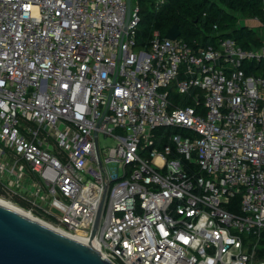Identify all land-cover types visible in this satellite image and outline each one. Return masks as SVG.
I'll use <instances>...</instances> for the list:
<instances>
[{"label":"built area","instance_id":"2783aa9c","mask_svg":"<svg viewBox=\"0 0 264 264\" xmlns=\"http://www.w3.org/2000/svg\"><path fill=\"white\" fill-rule=\"evenodd\" d=\"M138 22L0 0V199L115 264H264V39L141 46Z\"/></svg>","mask_w":264,"mask_h":264},{"label":"trees","instance_id":"16d2710c","mask_svg":"<svg viewBox=\"0 0 264 264\" xmlns=\"http://www.w3.org/2000/svg\"><path fill=\"white\" fill-rule=\"evenodd\" d=\"M137 2L139 22L136 44L141 46L148 45L155 31L160 36H165L173 25H177L180 38L192 47L216 44L222 38H232L245 49L256 48L262 43V38L256 31L243 25L241 19L255 18L264 23L263 0H160L158 3L156 0H137ZM172 130L170 127H163L156 129L155 133L169 135ZM40 217L48 220V217Z\"/></svg>","mask_w":264,"mask_h":264},{"label":"water","instance_id":"95a60500","mask_svg":"<svg viewBox=\"0 0 264 264\" xmlns=\"http://www.w3.org/2000/svg\"><path fill=\"white\" fill-rule=\"evenodd\" d=\"M130 0H127L129 13ZM165 38L180 37L177 25ZM100 205L91 231L95 236ZM0 264H115L88 244L72 239L0 203Z\"/></svg>","mask_w":264,"mask_h":264},{"label":"bare ground","instance_id":"6f19581e","mask_svg":"<svg viewBox=\"0 0 264 264\" xmlns=\"http://www.w3.org/2000/svg\"><path fill=\"white\" fill-rule=\"evenodd\" d=\"M0 203L3 204V205H5V206H7V207H9V208H11V209H13V210H15V211H17L18 213H20V214H22V215H25V216H27V217H29V218L35 220L36 222H38V223H40V224H42V225H44V226H46V227H49V228H51V229H53V230H55V231H57V232H59V233H62L63 235H66V236H68V237H70V238H72V239H75V240L80 241V242H82V243L88 244V245H90L91 247H93L95 250H97V249L93 246V243H91V242H87V241H85V240L79 238L78 236H75V235L69 234V233L65 232L64 230H62V229H60V228H57V227H55V226L49 224L48 222L42 220L41 218L35 217V216L32 215L31 213H29V212H27V211H25V210L19 208L18 206L14 205V204H12V203H10V202H7V201H4V200L0 199Z\"/></svg>","mask_w":264,"mask_h":264},{"label":"crops","instance_id":"0c3cea01","mask_svg":"<svg viewBox=\"0 0 264 264\" xmlns=\"http://www.w3.org/2000/svg\"><path fill=\"white\" fill-rule=\"evenodd\" d=\"M243 25L252 28L256 31L257 35H259L262 40L264 39V23H261L259 20L255 18H244L242 19ZM261 28L259 31L258 29Z\"/></svg>","mask_w":264,"mask_h":264},{"label":"rangeland","instance_id":"374dc122","mask_svg":"<svg viewBox=\"0 0 264 264\" xmlns=\"http://www.w3.org/2000/svg\"><path fill=\"white\" fill-rule=\"evenodd\" d=\"M241 23L243 24L242 19H241ZM258 30L260 31L261 28H259ZM99 141H100V145H101V146H102V145H108V146L113 145V140H112L111 138H104V137L100 136ZM34 216H36V215H34ZM37 217H38V216H37ZM39 218H41V217H39ZM41 219L44 220V221H47V220H45V219H43V218H41ZM47 222H49V221H47Z\"/></svg>","mask_w":264,"mask_h":264}]
</instances>
